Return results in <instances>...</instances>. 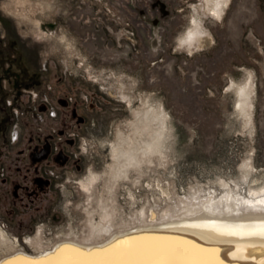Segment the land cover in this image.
Segmentation results:
<instances>
[{"label":"rangeland","instance_id":"rangeland-1","mask_svg":"<svg viewBox=\"0 0 264 264\" xmlns=\"http://www.w3.org/2000/svg\"><path fill=\"white\" fill-rule=\"evenodd\" d=\"M191 15L201 17L212 40L186 52L175 42ZM221 20L206 14L202 0H0V76L11 77L8 88L19 84L15 96L3 94L0 86V130L8 124L10 131L14 121L20 137L11 148L0 140V154L8 153L2 162L16 169L18 182L17 193L0 187V228L28 252L24 238L38 226L46 242L70 227L80 233L84 194L78 179L88 167L104 169L115 126L131 116L127 103L103 86L116 92L124 83L132 106L139 104L138 93L151 94L170 125L168 159L134 182L132 171L121 181L118 200L124 213L145 200L163 205L167 197L159 182L170 195L208 185L219 195L223 187L216 179L223 178L248 195L240 176L245 160L253 166L249 184H263L264 0H231ZM120 31L124 36H117ZM243 67L254 79L252 122L245 126L226 89L229 77L242 78ZM40 78L44 115L32 105L33 94L21 90L40 86ZM43 136L50 138V152L31 163L30 145ZM70 138L74 141L68 144ZM59 150L67 154L63 162L51 158ZM42 164L44 186L34 181L30 186L24 174L33 180ZM126 189L135 195L133 205Z\"/></svg>","mask_w":264,"mask_h":264},{"label":"bare ground","instance_id":"bare-ground-1","mask_svg":"<svg viewBox=\"0 0 264 264\" xmlns=\"http://www.w3.org/2000/svg\"><path fill=\"white\" fill-rule=\"evenodd\" d=\"M230 1L202 0V9L221 20ZM18 15L25 17L23 13ZM247 34L254 40L252 32ZM117 36H124L123 31L117 32ZM211 40L201 17L191 15L186 28L177 35L175 44L192 52ZM241 72L242 78L238 81L228 78L226 89L232 91L234 110L245 126L252 122L254 79L251 69L243 67ZM103 87L109 96L127 103L131 116L125 119L123 126H115L113 139L108 143L109 162L104 169L95 171L88 167L78 179L84 194L82 230L77 233L70 227L46 242L43 228L38 226L34 234L24 238V243L32 249L28 252L16 238L0 228V261L25 257L44 264H72L74 261L96 264L119 259L113 249L124 241L139 245L187 241L188 245L199 248L217 249L224 264H264V183L249 184L253 167L249 160L240 164V176L246 181L248 195L240 192L238 183L230 184L223 178L216 179L223 187L219 195L209 185L190 186L184 195L174 191V195H170V190L159 182L157 185L167 197L163 205L156 207L145 200L137 208L131 206V211L124 213L118 200L121 181L129 179L132 171L135 177L131 182H134L148 174L156 164H163L168 159L170 125L162 103L155 101L151 94L138 93L139 104L132 106L130 94L123 90L124 83L116 92ZM99 182L101 188H98ZM126 192L129 205H133L136 202L134 193L129 189Z\"/></svg>","mask_w":264,"mask_h":264},{"label":"snow or ice","instance_id":"snow-or-ice-1","mask_svg":"<svg viewBox=\"0 0 264 264\" xmlns=\"http://www.w3.org/2000/svg\"><path fill=\"white\" fill-rule=\"evenodd\" d=\"M122 245H117L113 249L119 259L96 262V264H224L218 257L217 249L199 248L196 245H188L187 241L170 245H139L124 241ZM0 264H44V262L17 257L14 260L0 261ZM72 264H93V262L74 261Z\"/></svg>","mask_w":264,"mask_h":264},{"label":"flooded vegetation","instance_id":"flooded-vegetation-1","mask_svg":"<svg viewBox=\"0 0 264 264\" xmlns=\"http://www.w3.org/2000/svg\"><path fill=\"white\" fill-rule=\"evenodd\" d=\"M2 53V52H0ZM2 59V58H1ZM17 63H15L16 65ZM7 67H8V64H6V70H7ZM8 78H11L9 75L6 77V75L4 76H0V80L3 82L2 84H0V86L2 87L1 91L4 92L3 94L5 93H9L10 95L12 96H15V95H18L19 93L16 92L17 89V86H19V84L17 82H13L12 84V87L11 88H8L6 85V80ZM16 80V79H15ZM40 86L38 85V87L34 88H28V87H23L22 89V92L23 90H25L26 93H28V95L30 94H33L34 96V100L32 98L31 101L32 102V105L34 106V108H36L37 111H40L43 115H44V78H40ZM5 82V84H4ZM14 98V97H13ZM40 98V99H38ZM14 100V99H13ZM40 101V102H38ZM61 103H65V101L61 100L60 101ZM34 103H37L34 105ZM13 113H16V108L15 106L12 107V110H11ZM71 115L72 117H74V111L71 112ZM78 120V123L81 122V120H83L82 117L78 116L76 118ZM11 126L13 127H18V124L16 122H11ZM8 128V124H5L4 127H3V130H0V140L2 138H4L5 140V143L6 145L8 146V148H11L13 146H15L19 140V133H18V136L15 138V139H12L11 138V134H10V131L7 130ZM8 134V135H7ZM50 138H46V140L44 141V136L43 138L40 140V143L38 144H35L34 146L33 145H30V151L28 153L29 155V158H30V162L31 163H40L42 160H44V156H48L49 152H50ZM68 140V144H71L73 143L74 141V138H70V139H67ZM1 145V143H0ZM1 148V147H0ZM1 150V149H0ZM44 150H46V155H44ZM8 153L6 152H3L0 154V187L1 185H4V187H10L12 188L13 190V193H17L16 192V189H17V185H18V182H17V179H16V169H9V168H6L5 167V164L2 162L3 160H5L8 155ZM10 154V153H9ZM67 157V154L65 153H62L61 150H59L57 153H54L52 154V159L54 161L56 160H61L62 162L65 161ZM13 159H15L14 157H12ZM3 164V165H2ZM28 170V169H27ZM39 174L35 176V178L32 180L31 177H29V179H27L26 175L24 174L25 176V181H28L30 183V186L32 185V182L34 181L35 182V185L36 186H44V164H42V166L39 168ZM25 187H29V185L25 184L24 185Z\"/></svg>","mask_w":264,"mask_h":264},{"label":"built area","instance_id":"built-area-1","mask_svg":"<svg viewBox=\"0 0 264 264\" xmlns=\"http://www.w3.org/2000/svg\"><path fill=\"white\" fill-rule=\"evenodd\" d=\"M41 119V117H40ZM18 129L17 127H12L11 131H10V134H11V138L12 139H15L17 136H18Z\"/></svg>","mask_w":264,"mask_h":264},{"label":"water","instance_id":"water-1","mask_svg":"<svg viewBox=\"0 0 264 264\" xmlns=\"http://www.w3.org/2000/svg\"><path fill=\"white\" fill-rule=\"evenodd\" d=\"M45 153H46V150H44V155H45Z\"/></svg>","mask_w":264,"mask_h":264}]
</instances>
